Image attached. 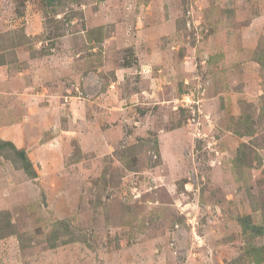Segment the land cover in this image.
I'll return each instance as SVG.
<instances>
[{"label":"rangeland","instance_id":"374dc122","mask_svg":"<svg viewBox=\"0 0 264 264\" xmlns=\"http://www.w3.org/2000/svg\"><path fill=\"white\" fill-rule=\"evenodd\" d=\"M0 137V264H254L264 0H0Z\"/></svg>","mask_w":264,"mask_h":264},{"label":"trees","instance_id":"16d2710c","mask_svg":"<svg viewBox=\"0 0 264 264\" xmlns=\"http://www.w3.org/2000/svg\"><path fill=\"white\" fill-rule=\"evenodd\" d=\"M51 3L53 0H47ZM0 153L6 158L10 159L14 165L25 170L26 174L34 179L37 177V171L31 158L28 156L24 148H19L10 140H5L0 137ZM10 213L0 212V239L14 234L13 223L10 219ZM238 221L242 225L244 234L251 239L255 236L264 235V223L255 224L250 215L238 216ZM67 230V235L73 233L69 230L68 224L65 221H58L53 224V232ZM70 236V235H69ZM70 240V239H69ZM77 240V239H72ZM54 246V245H53ZM246 255L253 261L254 264H264V244L261 246L253 245L251 242L245 249Z\"/></svg>","mask_w":264,"mask_h":264}]
</instances>
